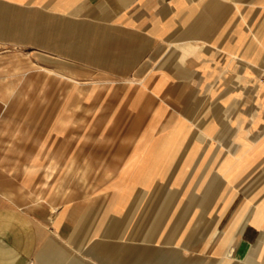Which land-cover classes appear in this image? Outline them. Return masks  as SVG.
Listing matches in <instances>:
<instances>
[{"label":"crops","instance_id":"crops-1","mask_svg":"<svg viewBox=\"0 0 264 264\" xmlns=\"http://www.w3.org/2000/svg\"><path fill=\"white\" fill-rule=\"evenodd\" d=\"M263 67L264 0H0V264H264Z\"/></svg>","mask_w":264,"mask_h":264},{"label":"built area","instance_id":"built-area-1","mask_svg":"<svg viewBox=\"0 0 264 264\" xmlns=\"http://www.w3.org/2000/svg\"><path fill=\"white\" fill-rule=\"evenodd\" d=\"M260 81L264 83V68L262 69L260 74Z\"/></svg>","mask_w":264,"mask_h":264},{"label":"rangeland","instance_id":"rangeland-1","mask_svg":"<svg viewBox=\"0 0 264 264\" xmlns=\"http://www.w3.org/2000/svg\"><path fill=\"white\" fill-rule=\"evenodd\" d=\"M25 99H29V97H24Z\"/></svg>","mask_w":264,"mask_h":264},{"label":"bare ground","instance_id":"bare-ground-1","mask_svg":"<svg viewBox=\"0 0 264 264\" xmlns=\"http://www.w3.org/2000/svg\"><path fill=\"white\" fill-rule=\"evenodd\" d=\"M264 68V67H263Z\"/></svg>","mask_w":264,"mask_h":264}]
</instances>
